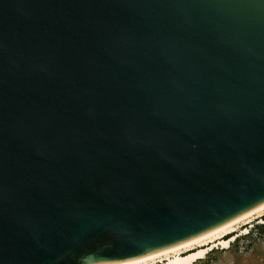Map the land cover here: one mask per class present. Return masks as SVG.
<instances>
[{"label": "water", "instance_id": "obj_1", "mask_svg": "<svg viewBox=\"0 0 264 264\" xmlns=\"http://www.w3.org/2000/svg\"><path fill=\"white\" fill-rule=\"evenodd\" d=\"M264 204V0H0V264H114Z\"/></svg>", "mask_w": 264, "mask_h": 264}, {"label": "rangeland", "instance_id": "obj_2", "mask_svg": "<svg viewBox=\"0 0 264 264\" xmlns=\"http://www.w3.org/2000/svg\"><path fill=\"white\" fill-rule=\"evenodd\" d=\"M263 215L256 214L242 221L234 233L225 236L235 235L229 247L219 243L222 237L215 238L211 244L216 243V247L195 264H264V233L260 227Z\"/></svg>", "mask_w": 264, "mask_h": 264}, {"label": "bare ground", "instance_id": "obj_3", "mask_svg": "<svg viewBox=\"0 0 264 264\" xmlns=\"http://www.w3.org/2000/svg\"><path fill=\"white\" fill-rule=\"evenodd\" d=\"M256 214H264V204L208 233H205L185 243L155 254L114 264H195L200 259L205 258L210 250L216 247V243L211 244L215 238L222 237L221 242L219 243L222 244L223 247H229L231 242L235 239V235H232L229 238H225V236L230 233H234L239 223Z\"/></svg>", "mask_w": 264, "mask_h": 264}, {"label": "trees", "instance_id": "obj_4", "mask_svg": "<svg viewBox=\"0 0 264 264\" xmlns=\"http://www.w3.org/2000/svg\"><path fill=\"white\" fill-rule=\"evenodd\" d=\"M263 219H264V215H263ZM261 229H262V231H263V233H264V222L261 224Z\"/></svg>", "mask_w": 264, "mask_h": 264}, {"label": "built area", "instance_id": "obj_5", "mask_svg": "<svg viewBox=\"0 0 264 264\" xmlns=\"http://www.w3.org/2000/svg\"><path fill=\"white\" fill-rule=\"evenodd\" d=\"M261 222H264L263 220H260Z\"/></svg>", "mask_w": 264, "mask_h": 264}]
</instances>
